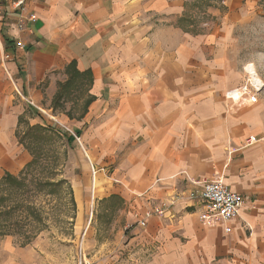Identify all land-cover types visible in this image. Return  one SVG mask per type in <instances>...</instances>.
Listing matches in <instances>:
<instances>
[{
  "label": "crops",
  "instance_id": "obj_1",
  "mask_svg": "<svg viewBox=\"0 0 264 264\" xmlns=\"http://www.w3.org/2000/svg\"><path fill=\"white\" fill-rule=\"evenodd\" d=\"M187 1L27 0L23 11L4 3L0 178L30 161L19 126L59 106L73 65L88 103L68 137L94 168L92 190L96 174H109L141 264H264V143L253 111L229 94L247 82L238 83L220 28L183 30ZM218 177L245 200L230 232L202 224L198 202L185 198ZM156 200L167 202L163 213L138 226ZM6 250L0 240V264H22L3 261Z\"/></svg>",
  "mask_w": 264,
  "mask_h": 264
},
{
  "label": "rangeland",
  "instance_id": "obj_2",
  "mask_svg": "<svg viewBox=\"0 0 264 264\" xmlns=\"http://www.w3.org/2000/svg\"><path fill=\"white\" fill-rule=\"evenodd\" d=\"M184 8L183 30L216 27L224 34L237 81L247 82L248 90L235 102L253 111L255 134L264 143V0H189ZM248 65L260 80L259 89L248 84ZM86 85L74 79L55 110H33L37 123L28 119L19 126L18 136L33 161L15 175L22 186L0 183V240L9 248L3 252L5 262L18 257L22 264H141L143 254L133 255L129 245L124 204L110 194L109 174H96L92 190L83 147L68 137L87 107Z\"/></svg>",
  "mask_w": 264,
  "mask_h": 264
},
{
  "label": "built area",
  "instance_id": "obj_3",
  "mask_svg": "<svg viewBox=\"0 0 264 264\" xmlns=\"http://www.w3.org/2000/svg\"><path fill=\"white\" fill-rule=\"evenodd\" d=\"M27 0H0V14L2 11V5L4 3H9L13 10L23 11V8ZM29 20L35 21L36 18L33 14L28 17ZM19 29L23 28V21L20 20L18 24ZM249 84V83H248ZM253 88V87H252ZM254 89V88H253ZM240 91V96L242 97L247 89V86H242L241 88L231 90V93ZM232 99H236L231 96ZM29 104L35 106L33 102L29 101ZM36 107V106H35ZM74 138L79 142V138L73 134ZM257 140L251 138L250 143H254ZM92 176L95 171L91 166ZM161 179L157 178L156 182ZM182 197L181 195H179ZM177 196V197H179ZM185 198L187 200H195L198 202V219L202 224H216L220 223L225 226V231L230 232L231 228L228 222L239 216V211L244 204V198L237 192L231 190L224 182L221 177L214 180L204 181L199 183L198 189L191 190ZM167 207V202L161 200L154 201L150 207L144 211L143 216L137 221V225L144 227L146 225V220L153 215H161L164 209ZM244 227L249 230V225L244 224Z\"/></svg>",
  "mask_w": 264,
  "mask_h": 264
},
{
  "label": "trees",
  "instance_id": "obj_4",
  "mask_svg": "<svg viewBox=\"0 0 264 264\" xmlns=\"http://www.w3.org/2000/svg\"><path fill=\"white\" fill-rule=\"evenodd\" d=\"M71 68H72V76H74V78L76 77V75L78 74V72L75 70L74 66L71 65ZM88 76V74L86 75ZM74 78H69V80H67L64 84H63V87L61 88V90L57 93V95L55 96V102L58 101V100H61L62 97H63V91L68 88L69 84H71L74 80ZM88 79V78H86ZM32 129H35V130H38V127L37 126H30V130ZM33 160H31L27 166H30L31 163H32ZM26 166V167H27ZM23 170V169H22ZM22 170L20 172H22ZM20 175V173L18 174ZM20 177L18 176H15V175H11V174H6L4 175L3 177L0 178V183H5L7 185H10V186H14V187H20L23 185V182L21 179H19ZM49 183V182H48ZM51 183H54V182H51ZM2 199H1V196H0V203H1Z\"/></svg>",
  "mask_w": 264,
  "mask_h": 264
},
{
  "label": "bare ground",
  "instance_id": "obj_5",
  "mask_svg": "<svg viewBox=\"0 0 264 264\" xmlns=\"http://www.w3.org/2000/svg\"><path fill=\"white\" fill-rule=\"evenodd\" d=\"M246 72H247V74H248V77H249V84L251 85V86H254L256 89H259V85H260V80H259V78L257 77V74H256V72H255V70H254V68L252 67V65H248L247 67H246ZM232 95L231 96H233L234 95V97L238 100V99H240L241 98V94H240V91H236V92H234V93H231ZM236 101V100H235ZM249 101H250V99H249Z\"/></svg>",
  "mask_w": 264,
  "mask_h": 264
}]
</instances>
